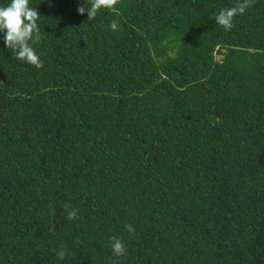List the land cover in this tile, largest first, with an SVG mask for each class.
I'll use <instances>...</instances> for the list:
<instances>
[{
	"label": "trees",
	"instance_id": "obj_1",
	"mask_svg": "<svg viewBox=\"0 0 264 264\" xmlns=\"http://www.w3.org/2000/svg\"><path fill=\"white\" fill-rule=\"evenodd\" d=\"M236 3L30 0L39 69L0 33V264H264V0L225 32Z\"/></svg>",
	"mask_w": 264,
	"mask_h": 264
},
{
	"label": "clouds",
	"instance_id": "obj_2",
	"mask_svg": "<svg viewBox=\"0 0 264 264\" xmlns=\"http://www.w3.org/2000/svg\"><path fill=\"white\" fill-rule=\"evenodd\" d=\"M117 0H85L84 6H78V14H88V20L95 19L101 10L114 9ZM251 7V0H237L234 6L222 8L215 15L216 25L223 28L225 32L231 31L235 27L234 19L243 15ZM40 13L37 8L30 6V0H9L6 5L0 6V33L2 40L7 49H11L14 58L23 61L25 64L34 66L39 69L43 67L36 48L41 40L40 32ZM115 23L109 24L110 30H115ZM78 209L73 208L67 212V218L73 220L78 218ZM128 231H134L131 225L126 226ZM112 255L116 258L124 257L127 249L124 242L112 237L110 242ZM60 257L64 256L61 251Z\"/></svg>",
	"mask_w": 264,
	"mask_h": 264
},
{
	"label": "rangeland",
	"instance_id": "obj_3",
	"mask_svg": "<svg viewBox=\"0 0 264 264\" xmlns=\"http://www.w3.org/2000/svg\"><path fill=\"white\" fill-rule=\"evenodd\" d=\"M220 58H221V57H220L219 55H218V56H216V59H218V60H219Z\"/></svg>",
	"mask_w": 264,
	"mask_h": 264
}]
</instances>
